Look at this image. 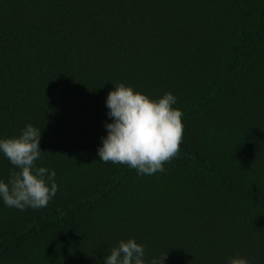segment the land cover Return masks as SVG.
Here are the masks:
<instances>
[{"label": "trees", "instance_id": "trees-1", "mask_svg": "<svg viewBox=\"0 0 264 264\" xmlns=\"http://www.w3.org/2000/svg\"><path fill=\"white\" fill-rule=\"evenodd\" d=\"M115 83L177 98L165 171L100 160ZM29 124L58 191L0 199V264H105L132 238L148 264H264V0H0V139Z\"/></svg>", "mask_w": 264, "mask_h": 264}, {"label": "clouds", "instance_id": "clouds-1", "mask_svg": "<svg viewBox=\"0 0 264 264\" xmlns=\"http://www.w3.org/2000/svg\"><path fill=\"white\" fill-rule=\"evenodd\" d=\"M106 106L112 123L105 125L98 155L103 162L125 164L139 174L165 171L164 164L174 158L183 138L182 112L174 108L177 98L168 92L158 100L137 92L123 83H115ZM41 129L27 125L18 137L0 139V153L16 170L7 182L0 180V199L8 207L24 210L47 207L57 191L55 171L49 173L35 162L41 155ZM168 255L151 260L163 264ZM145 248L132 238L121 240L105 259V264H148ZM228 264H249L245 258L230 257Z\"/></svg>", "mask_w": 264, "mask_h": 264}]
</instances>
